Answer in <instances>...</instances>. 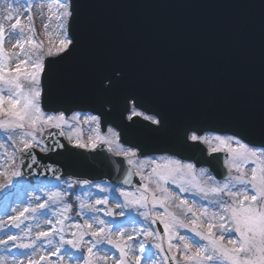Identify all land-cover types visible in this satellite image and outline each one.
I'll list each match as a JSON object with an SVG mask.
<instances>
[{
	"label": "snow or ice",
	"instance_id": "1",
	"mask_svg": "<svg viewBox=\"0 0 264 264\" xmlns=\"http://www.w3.org/2000/svg\"><path fill=\"white\" fill-rule=\"evenodd\" d=\"M21 4L26 6L27 24L15 14ZM33 6L38 18L47 16L43 23L47 46L36 39ZM75 15L74 0H0V198L5 201V213L20 189L39 193L30 197L25 193V206L13 209L15 215H8L6 221L0 220V230L21 229L30 221L24 230L27 242L19 235H8L0 239V245L12 242L13 248L33 253L48 246L47 255H40L38 261L29 257L27 264H40L49 257L57 258L55 264H64L65 257L71 264H144L145 260L264 264V118L258 142L249 139L243 127L230 134L210 133L191 124L169 128L160 113L149 114L139 94L126 91L124 73L119 70L100 76L97 94L122 99L121 122L131 127L142 117L145 134L168 136L169 148L149 154L143 145L125 140L124 129L107 119L113 112L112 100H104L109 106L98 114L46 109L43 77L53 59L72 52ZM14 37L15 43L6 48L5 43ZM57 137L81 149L102 145H108L109 153L115 149L113 154L122 157L115 162L116 178L104 182L107 187L72 176L62 179L56 165L44 164L40 158L65 147ZM200 145L207 146V157L203 148L199 157L185 155ZM219 153L224 154L222 164L221 157L213 155ZM213 161L220 169L219 179L212 166L198 167ZM48 172L57 174L55 183L42 179ZM134 176L139 184L133 185ZM29 178L36 182L30 183ZM93 188L103 194L94 202L89 199ZM73 196L74 216L69 202ZM110 199L117 201L115 208L108 207ZM127 223L134 225L131 233L124 227ZM33 226L38 229L34 235ZM150 240L156 242L149 245ZM5 253L0 264H24L16 257L27 254L7 248Z\"/></svg>",
	"mask_w": 264,
	"mask_h": 264
},
{
	"label": "water",
	"instance_id": "2",
	"mask_svg": "<svg viewBox=\"0 0 264 264\" xmlns=\"http://www.w3.org/2000/svg\"><path fill=\"white\" fill-rule=\"evenodd\" d=\"M74 4L75 46L48 65L43 77L46 109L98 114L109 106L103 101L112 100L113 112L107 119L124 129L125 140L143 145L149 154L169 148L168 136L145 134L146 122L138 119L131 127L121 122L122 99L97 94L100 76L119 70L126 91L139 94L149 114L160 113L169 128L191 124L230 134L243 127L249 139H261L264 0H74ZM52 99L55 105L48 104ZM56 139L65 147L40 158L56 165L62 179L116 178L115 162L122 158L104 145L84 150L62 137ZM201 148L207 157L203 145L185 155L199 157ZM218 156L222 164L223 157ZM208 166L220 177L214 161L198 165ZM56 175L48 172L42 179L56 180ZM132 181L140 183L136 176Z\"/></svg>",
	"mask_w": 264,
	"mask_h": 264
},
{
	"label": "rangeland",
	"instance_id": "3",
	"mask_svg": "<svg viewBox=\"0 0 264 264\" xmlns=\"http://www.w3.org/2000/svg\"><path fill=\"white\" fill-rule=\"evenodd\" d=\"M25 7H26L25 5L21 4L19 6V8L17 9V12L15 14L16 15H20L22 23L27 24V16L23 13V9ZM31 11H32L33 18H34V27H35V31H36V39H38L40 41H43L45 43V46H47L48 45V40H47L46 36L44 35V31H43V23H44V20H46L47 16L45 15V17H43V18H38L36 16V9H35L34 6L32 7ZM15 39L16 38L14 37L10 41H7L5 43V47L6 48H11L12 44L15 43ZM53 39H55V38H53ZM12 66L14 67V62L12 63ZM88 134H89L88 133V129L85 126L84 137H83L85 142H87ZM249 171H250V169H249ZM2 179H3V177H0V180H2ZM55 182H53V183H55ZM94 184H102V186L107 187L106 183H101L100 182V183H94ZM84 188H85V190H88L87 185H85ZM91 192H92V195L89 197V199L91 201H93V202L96 199L101 198V196L103 195V194H101L99 192L98 189H95V188L91 189ZM25 193H26L27 197L39 194V193H33L31 188H28V189H23L22 188V189H20L19 193H18V196L15 198L16 202L15 203H12L11 201L8 202L10 206L7 209V214L5 213V201L2 198H0V220H5L6 221L8 215H15V212L13 211V209L21 210L25 206V204H26V195H25ZM116 195L117 196L119 195L118 191H117ZM72 200L75 201V197L74 196L72 197ZM120 202H122V198H120ZM116 204H117L116 200L110 199L108 207L115 208ZM125 211H128V210L126 209ZM70 215L74 216L75 212L70 213ZM119 219H123V218H119ZM41 222H43V221H41ZM79 222L83 223L84 221L81 218L79 220ZM29 223H31V222L30 221H26L25 224L22 225L21 229L6 228V229L0 230V239L6 240L8 235H19V236L22 237L23 242H27L28 237L24 235V230L28 227ZM68 223L70 224V223H72V221H68ZM124 227L129 231V233H131V230L134 227V225L132 223H127ZM135 227H140V225L137 224V225H135ZM154 227H156V226H154ZM37 230L38 229H35V227L33 226L32 235H34L35 231H37ZM39 230H44V229H39ZM66 231H67V229H66ZM56 239L58 240V237ZM86 239H87V237H86ZM141 239H143V237H141ZM18 242H20V241H18ZM155 242L156 241L150 240L149 241V245H151V244H153ZM225 243H227V239L225 240ZM146 246H148V245H146ZM166 247H167V245L165 244V248ZM5 248L9 249L12 253H18V252L27 253L23 257H16L17 259H23L24 264H27L29 257H31V258H33V259L38 261L40 255H47L48 246L44 245L43 247H38L36 252L33 253L31 250L13 248L12 247V242H9L8 245H0V255H7V253H5ZM137 249H138V245H137ZM53 250H54V248H53ZM113 251H115V250H113ZM152 251L155 252L157 250L155 248H152ZM136 254H139V252L137 251L133 255H136ZM117 255H118V253H117ZM11 259H12V257L9 256V261H11ZM157 259H159V257H157ZM56 260H57L56 257H49L48 260L41 261L40 264H55ZM64 264H71V262L68 260L67 257H65ZM144 264H154V261L145 260Z\"/></svg>",
	"mask_w": 264,
	"mask_h": 264
},
{
	"label": "trees",
	"instance_id": "4",
	"mask_svg": "<svg viewBox=\"0 0 264 264\" xmlns=\"http://www.w3.org/2000/svg\"><path fill=\"white\" fill-rule=\"evenodd\" d=\"M69 202H70V203H73V205H74V210H75V206H76V204H75L74 202H71V199H69Z\"/></svg>",
	"mask_w": 264,
	"mask_h": 264
}]
</instances>
